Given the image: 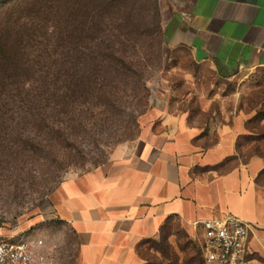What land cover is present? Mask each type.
Here are the masks:
<instances>
[{
  "label": "rangeland",
  "instance_id": "obj_1",
  "mask_svg": "<svg viewBox=\"0 0 264 264\" xmlns=\"http://www.w3.org/2000/svg\"><path fill=\"white\" fill-rule=\"evenodd\" d=\"M24 1L0 0V26L22 13L18 27L32 30L22 60L30 68L21 82L0 83L4 233L41 229L45 222L30 226L52 215L54 191L108 164L153 107L187 112L200 124L242 116L254 137L240 139V162L264 158V69L223 80L187 48L169 45L165 0H53L62 15L49 20L36 19ZM141 254L145 264H204L178 222Z\"/></svg>",
  "mask_w": 264,
  "mask_h": 264
},
{
  "label": "crops",
  "instance_id": "obj_2",
  "mask_svg": "<svg viewBox=\"0 0 264 264\" xmlns=\"http://www.w3.org/2000/svg\"><path fill=\"white\" fill-rule=\"evenodd\" d=\"M165 1L169 45L223 80L264 69V0ZM139 124L133 142L63 182L50 197L52 215L30 224L45 222L32 234L46 243L45 264H67V255L70 264H145L142 250L172 222L199 242L202 223L226 215L252 225L249 264H264V186L256 182L264 158L234 160L248 134L244 118L200 124L153 107Z\"/></svg>",
  "mask_w": 264,
  "mask_h": 264
},
{
  "label": "built area",
  "instance_id": "obj_3",
  "mask_svg": "<svg viewBox=\"0 0 264 264\" xmlns=\"http://www.w3.org/2000/svg\"><path fill=\"white\" fill-rule=\"evenodd\" d=\"M204 235L198 242L204 264H249V240L253 231L233 215L202 223ZM35 231V230H34ZM31 230L18 227L0 237V264H45L43 239L34 240Z\"/></svg>",
  "mask_w": 264,
  "mask_h": 264
},
{
  "label": "trees",
  "instance_id": "obj_4",
  "mask_svg": "<svg viewBox=\"0 0 264 264\" xmlns=\"http://www.w3.org/2000/svg\"><path fill=\"white\" fill-rule=\"evenodd\" d=\"M104 4L107 2V0H102ZM109 4H112V0H108ZM28 2V3H27ZM26 4L27 8L29 9L30 13L36 14V19H43L47 18L48 20L50 18H58L61 17L62 14H60L59 8L56 7L53 0H25L23 2ZM89 6V3H87V7ZM19 10V9H18ZM22 13H19V16L15 19L10 18L7 19V23H1L0 26V83H5L6 81H22V75L25 72V69H28L30 67L27 66L26 62H23V58L25 56V53H23V47L24 44L27 43V39L30 37L31 29L26 28L22 29L18 27V22L22 20L21 16ZM71 19L73 20L71 23L73 24V30L71 31L72 35H76L75 28L77 26L76 24V17L74 13L71 16ZM98 21L102 20V17L98 16ZM88 36L94 35L95 33L88 29L87 32ZM94 33V34H93ZM253 135H244L239 138L238 144H237V151L238 155L235 157L234 160H238L240 158L239 155V141L240 139H252ZM264 179V170L259 174L256 182L259 185L264 186L262 183V180ZM171 225V224H170ZM166 226L164 228L162 237L167 230V228L170 226ZM155 242V241H152ZM151 243V242H149Z\"/></svg>",
  "mask_w": 264,
  "mask_h": 264
}]
</instances>
